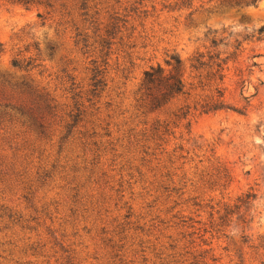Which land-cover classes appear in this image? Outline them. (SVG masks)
Returning <instances> with one entry per match:
<instances>
[{
	"label": "rangeland",
	"instance_id": "374dc122",
	"mask_svg": "<svg viewBox=\"0 0 264 264\" xmlns=\"http://www.w3.org/2000/svg\"><path fill=\"white\" fill-rule=\"evenodd\" d=\"M180 1L0 0V264H264V0ZM172 56L184 95L150 111Z\"/></svg>",
	"mask_w": 264,
	"mask_h": 264
},
{
	"label": "trees",
	"instance_id": "16d2710c",
	"mask_svg": "<svg viewBox=\"0 0 264 264\" xmlns=\"http://www.w3.org/2000/svg\"><path fill=\"white\" fill-rule=\"evenodd\" d=\"M258 1L259 0H223L219 7L225 9H241L243 7L256 6ZM189 2H192V0H181L178 5L179 9L189 7ZM37 18L40 19L41 16L37 15ZM262 31L263 30H260V33H262ZM1 53L2 49L0 46V54ZM32 62L33 61H29L24 65L25 61H12V67L16 69H26L31 66ZM165 65L169 68V71L167 72H165L159 65L151 67L149 70L145 71L137 90L139 101L150 111L160 110L169 101L180 95H184L185 83L181 72V61L179 58L172 56L169 60L165 61ZM216 67L218 70H216L215 74L222 70L220 64L216 65ZM103 78V70H99L97 67L92 71V78L90 79L92 89L89 92L91 95H95L97 91L104 86ZM222 78L223 77L220 76L219 80L221 81ZM15 89L19 96L17 99L19 106L16 110L21 116H27L32 121L36 122L41 134H43L45 130L43 125L45 114L52 112L54 108L51 105L52 100L49 99L48 95L36 92L26 83L15 86ZM215 91L217 99L214 102L201 105L200 108L203 112L216 111L222 107L223 93L218 88H215ZM0 97L4 101L14 99L13 96L8 95L4 90H0ZM3 108H7V106L4 105ZM186 115L187 112L185 116ZM69 118L75 123L77 116L69 115ZM71 127V125L66 126L67 129ZM249 197L250 196H247L246 198L249 199Z\"/></svg>",
	"mask_w": 264,
	"mask_h": 264
}]
</instances>
